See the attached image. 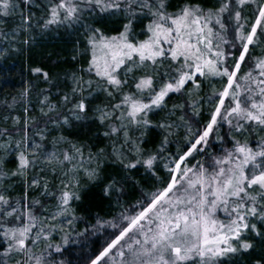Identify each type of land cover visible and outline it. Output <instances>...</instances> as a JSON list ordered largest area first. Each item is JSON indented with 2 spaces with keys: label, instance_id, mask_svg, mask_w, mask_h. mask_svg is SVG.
I'll return each instance as SVG.
<instances>
[{
  "label": "snow or ice",
  "instance_id": "1",
  "mask_svg": "<svg viewBox=\"0 0 264 264\" xmlns=\"http://www.w3.org/2000/svg\"><path fill=\"white\" fill-rule=\"evenodd\" d=\"M12 57L0 264H264V0H0Z\"/></svg>",
  "mask_w": 264,
  "mask_h": 264
},
{
  "label": "trees",
  "instance_id": "2",
  "mask_svg": "<svg viewBox=\"0 0 264 264\" xmlns=\"http://www.w3.org/2000/svg\"><path fill=\"white\" fill-rule=\"evenodd\" d=\"M63 47L61 41H45L43 46L36 47L31 53V60L33 63L42 62L45 67L49 65V61L45 59L48 52L58 51ZM28 58L27 57H12L8 60L0 61V95L7 94L18 90L24 80L29 78L28 73ZM138 195L132 189H129L127 199L132 202ZM83 208L86 210V214L100 212L102 215L109 212L107 202L100 196L99 189H93L85 196ZM97 241V237H89L85 241L89 246ZM99 243H102V237L99 238Z\"/></svg>",
  "mask_w": 264,
  "mask_h": 264
}]
</instances>
